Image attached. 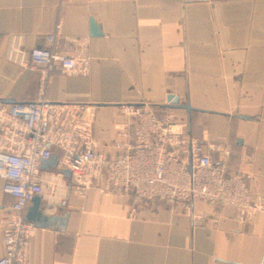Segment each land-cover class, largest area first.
Returning a JSON list of instances; mask_svg holds the SVG:
<instances>
[{
  "label": "crops",
  "instance_id": "crops-1",
  "mask_svg": "<svg viewBox=\"0 0 264 264\" xmlns=\"http://www.w3.org/2000/svg\"><path fill=\"white\" fill-rule=\"evenodd\" d=\"M35 48L87 60V71L44 73L30 63ZM41 99L78 110L92 150L109 158L129 130L121 106L172 113L195 141L227 146L263 210L243 221L199 202L132 213L126 197L80 195L59 169L39 168L42 211L65 224L34 227L24 264H264V0H0V105ZM2 187L0 257L12 203Z\"/></svg>",
  "mask_w": 264,
  "mask_h": 264
},
{
  "label": "built area",
  "instance_id": "built-area-1",
  "mask_svg": "<svg viewBox=\"0 0 264 264\" xmlns=\"http://www.w3.org/2000/svg\"><path fill=\"white\" fill-rule=\"evenodd\" d=\"M47 42L52 44L54 37ZM29 58L44 73L56 67L68 74L84 73L88 68L87 60L79 65L52 49H32ZM67 108L42 99L0 105V179L3 194L12 199L6 209L0 264L25 262L34 229L25 221V211L43 193L40 161L48 160L54 147L62 151L56 168L70 173L75 192L82 195L94 189L126 197L132 213L147 203L199 202L233 208L243 221L263 210L252 202L242 174L229 169L227 146L195 141L172 113L158 112L147 104L121 106L129 130L121 151L109 158L92 150L91 125L81 119L78 110Z\"/></svg>",
  "mask_w": 264,
  "mask_h": 264
},
{
  "label": "water",
  "instance_id": "water-1",
  "mask_svg": "<svg viewBox=\"0 0 264 264\" xmlns=\"http://www.w3.org/2000/svg\"><path fill=\"white\" fill-rule=\"evenodd\" d=\"M89 35L91 37H97L100 35L99 27L96 26L93 20L89 21ZM166 103L173 109H180L190 112L191 109L188 105H179V100L175 97L168 96L166 98ZM57 167V162L54 157H50L48 160L40 161V169H55ZM60 173L67 179H70V173L67 170H60ZM44 206L41 204L40 198L35 196L31 201L29 207L25 212V221L30 223L35 228H46L51 227L55 223H60V227L64 226L65 219L62 217H53L50 215H45L43 213Z\"/></svg>",
  "mask_w": 264,
  "mask_h": 264
},
{
  "label": "rangeland",
  "instance_id": "rangeland-1",
  "mask_svg": "<svg viewBox=\"0 0 264 264\" xmlns=\"http://www.w3.org/2000/svg\"><path fill=\"white\" fill-rule=\"evenodd\" d=\"M159 112V111H158Z\"/></svg>",
  "mask_w": 264,
  "mask_h": 264
}]
</instances>
